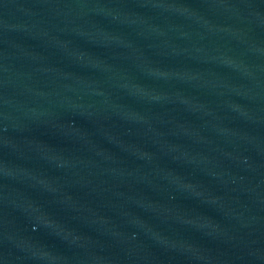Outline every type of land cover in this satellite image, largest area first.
Returning a JSON list of instances; mask_svg holds the SVG:
<instances>
[{
	"label": "water",
	"instance_id": "95a60500",
	"mask_svg": "<svg viewBox=\"0 0 264 264\" xmlns=\"http://www.w3.org/2000/svg\"><path fill=\"white\" fill-rule=\"evenodd\" d=\"M0 264H264V0H0Z\"/></svg>",
	"mask_w": 264,
	"mask_h": 264
}]
</instances>
